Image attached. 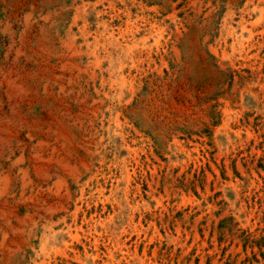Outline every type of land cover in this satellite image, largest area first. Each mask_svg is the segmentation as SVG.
Segmentation results:
<instances>
[{
    "label": "rangeland",
    "instance_id": "374dc122",
    "mask_svg": "<svg viewBox=\"0 0 264 264\" xmlns=\"http://www.w3.org/2000/svg\"><path fill=\"white\" fill-rule=\"evenodd\" d=\"M2 140L0 264H264V0H0Z\"/></svg>",
    "mask_w": 264,
    "mask_h": 264
},
{
    "label": "bare ground",
    "instance_id": "6f19581e",
    "mask_svg": "<svg viewBox=\"0 0 264 264\" xmlns=\"http://www.w3.org/2000/svg\"><path fill=\"white\" fill-rule=\"evenodd\" d=\"M5 141L4 140H2V142H1V145H0V147H8V144H3ZM19 176H20V182H21V184H22V186L23 187H26V186H28L29 185V179H28V173H27V171L26 170H22V169H20V171H19ZM9 182H10V179H9V176L8 175H3V176H1L0 177V189L2 190V191H5V189H7L8 188V186H9ZM20 184V183H19ZM1 191V192H2ZM19 193V192H18ZM12 194H14V193H12ZM21 195V194H20ZM27 197V196H26ZM25 197V198H26ZM28 198V197H27ZM10 200V199H9ZM14 201V200H13ZM18 202H20V201H18ZM7 207V206H6ZM40 208V207H39ZM36 209V208H35ZM41 209V208H40ZM7 211V210H6ZM1 212H2V210H1ZM7 213V212H6ZM38 213V212H37ZM36 213V214H37ZM5 214V213H4ZM7 215V214H6ZM10 215V214H9ZM0 216H2V215H0ZM3 216H5V215H3ZM7 217V216H6ZM2 218V217H1ZM7 219V218H6ZM24 221V220H23ZM5 222V221H4ZM7 222V221H6ZM20 222V221H19ZM27 223V222H26ZM21 224V223H20ZM6 225V227L7 228H10V229H12L14 226H12V225H10L9 223H7V224H5ZM48 227V226H47ZM4 228V227H3ZM15 229H17V228H15ZM20 229V228H19ZM0 230H1V226H0ZM51 230V229H50ZM15 231V230H14ZM4 232H5V230H4ZM17 232V231H16ZM23 232V231H22ZM22 232H20L21 234H22ZM8 234V233H7ZM46 234V233H45ZM9 236V235H8ZM3 239V238H2ZM12 239V238H11ZM22 239V238H21ZM23 240V239H22ZM2 241V240H1ZM5 242V241H4ZM13 242V241H12ZM14 243V242H13ZM17 251V249H10V247L6 250V252H4V261H9L10 259H11V257L13 256V254L15 253Z\"/></svg>",
    "mask_w": 264,
    "mask_h": 264
}]
</instances>
